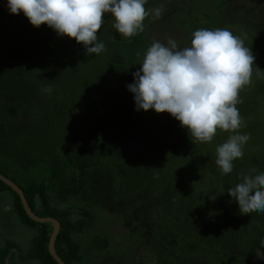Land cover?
Listing matches in <instances>:
<instances>
[{
  "label": "trees",
  "instance_id": "16d2710c",
  "mask_svg": "<svg viewBox=\"0 0 264 264\" xmlns=\"http://www.w3.org/2000/svg\"><path fill=\"white\" fill-rule=\"evenodd\" d=\"M152 1L144 5L150 13L144 31L131 38L104 14L97 42L105 51L88 55L83 44L46 24L33 26L0 0V173L17 184L34 213L57 220L54 249L65 264L84 262V242L76 234L91 233L96 253L105 249L98 242L106 244V234L89 229L95 202H112L110 211L123 214L124 226L135 222L134 234L143 226L138 245L151 251L148 264H264L256 257V249L264 254V213L241 214L228 195L251 169L264 172V117H257L264 109L254 112L256 91L264 94L263 1L198 0L159 17ZM163 20L181 38L179 49L191 46L196 30L225 27L255 56L251 83L236 105L239 134L250 139L231 173L221 174L215 160L217 147L233 133L218 129L210 143L194 144L170 113L137 110L127 86ZM91 187L89 206L67 202V196L85 198ZM3 190L36 233L26 252L0 246V264H57L47 251L50 224L29 219L18 195L0 180ZM133 257L129 253L133 264H146ZM106 261L97 264H115Z\"/></svg>",
  "mask_w": 264,
  "mask_h": 264
},
{
  "label": "clouds",
  "instance_id": "9594fccd",
  "mask_svg": "<svg viewBox=\"0 0 264 264\" xmlns=\"http://www.w3.org/2000/svg\"><path fill=\"white\" fill-rule=\"evenodd\" d=\"M147 0H7L11 14L21 11L30 23L46 24L58 35L83 44L88 55H99L105 44L97 42L104 14L114 17L113 27L124 38L144 31L149 16ZM162 6L152 12L161 15ZM139 56L140 53H137ZM255 56L243 40L227 29L194 31L191 46L178 49L175 40L167 45L154 41L146 50L141 67L128 85L137 110L168 112L187 128L194 144L210 143L217 130L233 133L216 149L215 163L221 174L233 171V161L244 155L250 135L239 134L242 121L236 107L239 92L251 83ZM46 91H51L50 88ZM242 175V182L228 190L241 214L264 213V172ZM264 247V239L260 241ZM256 257L264 254L256 249Z\"/></svg>",
  "mask_w": 264,
  "mask_h": 264
},
{
  "label": "rangeland",
  "instance_id": "374dc122",
  "mask_svg": "<svg viewBox=\"0 0 264 264\" xmlns=\"http://www.w3.org/2000/svg\"><path fill=\"white\" fill-rule=\"evenodd\" d=\"M196 1L198 2V0H153L151 2V5L153 6L152 9L162 6L161 13L165 12L166 14H171L173 12L172 8H185L186 3H196ZM213 1L215 0H211V2ZM242 1L246 3L248 2L247 6H249L252 0ZM262 1L264 7V0ZM231 16H236V14L234 13ZM177 19H179V16H177ZM234 26H236V24H233L232 28ZM165 27H168V29H165ZM172 28L173 25H171L168 21L163 20L162 23L155 27V30L151 31V42L153 43L154 41H159L162 44L167 45L168 39L171 38L176 41L178 49L181 48V38H179L176 32L172 33ZM223 29H225V27ZM248 29L252 30L251 27H248ZM178 31L180 32V30ZM241 95L244 94L242 93ZM240 98L243 99V97ZM255 98L258 104L255 103L254 112H259L264 109V94H261V91L257 90L255 93ZM258 116L264 117V113H260L259 115H257V117ZM93 191L94 188L92 187L88 189L84 193L85 198L81 196L75 197L74 199V196H67V202L80 206H83V204L89 206L91 204L89 195ZM10 196L11 194L6 190L0 191V246H6L8 243L14 244L17 250L23 253L26 252V250L29 249L31 245V238L36 233V226H31L20 220L13 209V204ZM114 201L116 204L123 203L117 199H115ZM111 206L112 202L109 204H107L106 202L105 206H102L101 204H97L95 202L91 207L94 208L92 211L95 213V219L93 220V225L89 227V229H91L92 231V228H94V231L92 233H97V231L95 230L97 229L99 230V232H102V235L103 233L106 234V244L102 241L98 242V244H102L105 246V249L103 251L99 250L100 252L96 253L97 251H95V249L97 248V245H95L94 242L91 241V233L88 234V232H82L74 235L75 238H78V240L84 242V262L86 264H97L99 261L101 262L107 260L106 263H110L111 261H113V263L115 264H133V261L131 260V258H129V253H132L134 256L133 260H135L137 263L148 264V261L151 260L149 258V254L151 251L145 250V248H143L141 245H138V243L140 241L142 242L143 240L141 235L139 234V232L143 230V226L139 224L141 226V230L138 231L137 235L134 234L133 231L137 228V226H135L134 224L135 222H131L128 227L124 226L121 220V216L123 214L118 211H110ZM131 227H133V229ZM85 229L87 228L85 227L83 230ZM137 237H140V240ZM84 262L78 264H85Z\"/></svg>",
  "mask_w": 264,
  "mask_h": 264
},
{
  "label": "water",
  "instance_id": "95a60500",
  "mask_svg": "<svg viewBox=\"0 0 264 264\" xmlns=\"http://www.w3.org/2000/svg\"><path fill=\"white\" fill-rule=\"evenodd\" d=\"M0 180L3 183H5L7 186H9L18 195L22 209L29 219L35 222H39V223L46 222L50 224L51 231H50L48 241H47V251L57 264H65L61 260V258L56 254L55 249H54V240H55L58 228H59V224L57 220L51 216H39L36 213H34L30 209L22 190L17 186L16 183H14L11 179L2 175L1 173H0Z\"/></svg>",
  "mask_w": 264,
  "mask_h": 264
}]
</instances>
